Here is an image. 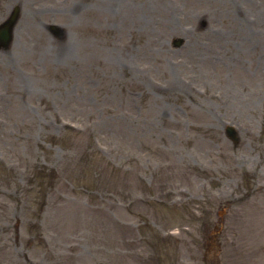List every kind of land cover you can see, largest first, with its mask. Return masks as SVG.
I'll return each mask as SVG.
<instances>
[{"label":"rangeland","instance_id":"rangeland-1","mask_svg":"<svg viewBox=\"0 0 264 264\" xmlns=\"http://www.w3.org/2000/svg\"><path fill=\"white\" fill-rule=\"evenodd\" d=\"M15 6L0 264H247L264 243V0H0V24Z\"/></svg>","mask_w":264,"mask_h":264},{"label":"water","instance_id":"water-1","mask_svg":"<svg viewBox=\"0 0 264 264\" xmlns=\"http://www.w3.org/2000/svg\"><path fill=\"white\" fill-rule=\"evenodd\" d=\"M20 19V8L16 7L9 19L0 26V49L8 50L13 42L14 30ZM51 31L58 36L63 37L64 32L57 26H52ZM181 41L177 42L176 45L180 46ZM228 136L236 141V133L232 128L227 129Z\"/></svg>","mask_w":264,"mask_h":264},{"label":"flooded vegetation","instance_id":"flooded-vegetation-1","mask_svg":"<svg viewBox=\"0 0 264 264\" xmlns=\"http://www.w3.org/2000/svg\"><path fill=\"white\" fill-rule=\"evenodd\" d=\"M255 241L253 238L249 239L247 251V264H264V243L260 245V247H256ZM257 242V241H255ZM227 249V248H226ZM224 248L222 245L219 247V252H223ZM217 264H230V263H223V261L218 260Z\"/></svg>","mask_w":264,"mask_h":264}]
</instances>
